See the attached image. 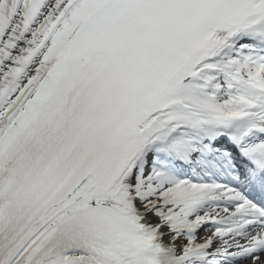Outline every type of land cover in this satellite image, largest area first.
<instances>
[{"label": "snow or ice", "instance_id": "obj_1", "mask_svg": "<svg viewBox=\"0 0 264 264\" xmlns=\"http://www.w3.org/2000/svg\"><path fill=\"white\" fill-rule=\"evenodd\" d=\"M0 264H264V0H0Z\"/></svg>", "mask_w": 264, "mask_h": 264}]
</instances>
